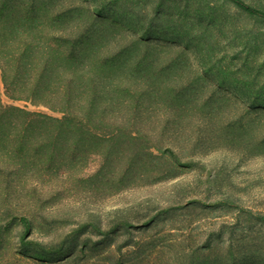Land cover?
Returning <instances> with one entry per match:
<instances>
[{
	"label": "rangeland",
	"instance_id": "374dc122",
	"mask_svg": "<svg viewBox=\"0 0 264 264\" xmlns=\"http://www.w3.org/2000/svg\"><path fill=\"white\" fill-rule=\"evenodd\" d=\"M59 1L42 11L67 33L85 15L142 41L102 77L133 90L104 86L102 129L77 158L0 194L18 208L0 213V264H264V19L230 0ZM53 36L39 33L66 48ZM90 87L72 110L90 108ZM0 98L62 116L12 99L1 66Z\"/></svg>",
	"mask_w": 264,
	"mask_h": 264
},
{
	"label": "trees",
	"instance_id": "16d2710c",
	"mask_svg": "<svg viewBox=\"0 0 264 264\" xmlns=\"http://www.w3.org/2000/svg\"><path fill=\"white\" fill-rule=\"evenodd\" d=\"M230 1L249 14L264 19V9L246 0ZM59 2L0 0V66L7 93L12 99L30 101L62 113L58 117L5 105L0 98V194L8 195L17 188L24 190L27 184L20 178L21 170L28 168L32 170L31 176L38 177L40 173L57 170L70 157L77 158L90 140L88 138L96 136L93 130L100 132L102 129L94 125L100 117L103 104L98 96L104 86L110 92L119 89V92L129 93L130 89L133 90L129 82L104 81L102 77L112 71L118 56H131L142 41L126 37L111 40L113 35L106 34L96 18L85 15L75 22L77 32L67 33L56 25L60 11L51 14V18L42 11L52 12L61 4ZM84 21L99 26V29L87 30L83 27ZM48 24L53 38L66 48L61 45L52 47L41 40L39 33H44ZM130 43L127 48L126 44ZM87 57L92 58V62L89 67H83V60ZM88 83L91 85L90 108L85 112L72 110L73 100L82 101L83 95L88 93ZM74 141L84 144L82 149L71 152ZM34 190L37 192L35 185ZM3 200L6 207H0L2 215L18 209L7 199Z\"/></svg>",
	"mask_w": 264,
	"mask_h": 264
}]
</instances>
